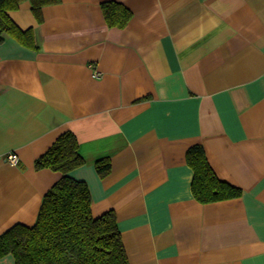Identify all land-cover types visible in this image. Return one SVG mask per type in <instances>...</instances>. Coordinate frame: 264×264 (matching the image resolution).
<instances>
[{"label":"crops","instance_id":"1","mask_svg":"<svg viewBox=\"0 0 264 264\" xmlns=\"http://www.w3.org/2000/svg\"><path fill=\"white\" fill-rule=\"evenodd\" d=\"M110 1L132 11L124 29L108 27ZM9 14L38 48L0 41V236L35 225L62 177L35 162L71 131L84 164L70 176L93 217L115 212L130 264H264V0H61L42 22L25 0ZM195 145L240 197H194Z\"/></svg>","mask_w":264,"mask_h":264},{"label":"trees","instance_id":"2","mask_svg":"<svg viewBox=\"0 0 264 264\" xmlns=\"http://www.w3.org/2000/svg\"><path fill=\"white\" fill-rule=\"evenodd\" d=\"M25 0H0V41L6 35L23 45L38 48L33 29L23 30L10 12ZM39 22L43 8L61 0H28ZM110 28L124 29L133 13L123 4L110 1L102 5ZM187 163L194 172L192 190L203 204L234 199L242 191L221 180L211 167L202 145L187 152ZM84 164L76 135L67 131L40 156L36 169H50L62 177L44 196L35 225L16 224L0 236V256L13 255L16 264H130L125 251L117 216L113 210L95 218L88 185L75 180L70 172ZM101 176L111 170L109 159L96 165Z\"/></svg>","mask_w":264,"mask_h":264},{"label":"built area","instance_id":"3","mask_svg":"<svg viewBox=\"0 0 264 264\" xmlns=\"http://www.w3.org/2000/svg\"><path fill=\"white\" fill-rule=\"evenodd\" d=\"M100 74H98L96 71L94 73L95 77H99ZM7 161L11 164V165H17V163L19 162V157L16 153H11L7 156Z\"/></svg>","mask_w":264,"mask_h":264}]
</instances>
